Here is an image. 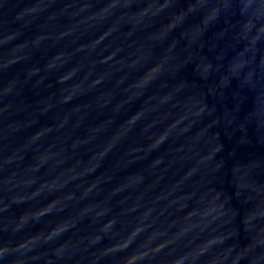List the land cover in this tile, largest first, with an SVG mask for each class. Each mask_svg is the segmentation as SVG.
<instances>
[{"label":"water","instance_id":"water-1","mask_svg":"<svg viewBox=\"0 0 264 264\" xmlns=\"http://www.w3.org/2000/svg\"><path fill=\"white\" fill-rule=\"evenodd\" d=\"M187 6L0 0V248L31 249L3 264H235L250 246L255 233L235 251L220 242L235 189L216 180L217 199L204 178L232 149L264 153V126L253 118L226 136L199 113L184 88L189 40L229 56L233 41L217 35L222 23L195 31L199 16L169 31ZM248 179L264 184V169ZM239 264H264V248Z\"/></svg>","mask_w":264,"mask_h":264},{"label":"clouds","instance_id":"clouds-1","mask_svg":"<svg viewBox=\"0 0 264 264\" xmlns=\"http://www.w3.org/2000/svg\"><path fill=\"white\" fill-rule=\"evenodd\" d=\"M131 2L132 0H112L113 6ZM185 2L187 8H182L178 15H173L167 25L169 31L181 27L189 17L199 16L201 22L196 25L195 31L203 35L210 27L222 23L224 26L217 35L221 39L230 36L233 41L230 45L232 55L229 56L227 51L217 50L215 45L209 48L210 55L203 54V45L189 40L183 64L190 66L191 76L184 82V88L195 90L200 97L199 113L214 117L213 124L222 125L226 136L229 135V129L234 130L237 125L243 129L253 118L259 125L264 126V0ZM179 3L181 0H152L154 14L162 13ZM183 35L189 36L187 32ZM241 44L242 48L239 47ZM157 70L164 72L166 69L164 65H160ZM12 91V88L6 90L7 93ZM248 93L254 95L256 107L254 111L245 113L243 106L249 101ZM220 135V132H216L215 139L219 140ZM243 142L244 140H241V143ZM261 143H264V140ZM223 150V144L216 149ZM256 168L264 169V153L259 157L255 153H249L248 158L244 159L240 151L232 149L221 162H214L210 174L204 178L208 185L207 195L216 194L217 199L220 194L214 184L216 180L230 181L235 189L231 198L236 206L229 205L227 210L221 213L229 219L225 221L226 234L220 238V242H232V250L235 251L248 240L249 234L255 233L251 235L250 246L239 253L235 264H239V260L257 245L264 248V228L257 232V224L253 223L257 216L264 218V184H257L248 179ZM23 223L22 221L17 226V230ZM96 240H99V237ZM30 250L27 245H22L21 248H0V264H3L11 253L23 256ZM187 259L188 256L182 257L176 264H184Z\"/></svg>","mask_w":264,"mask_h":264}]
</instances>
